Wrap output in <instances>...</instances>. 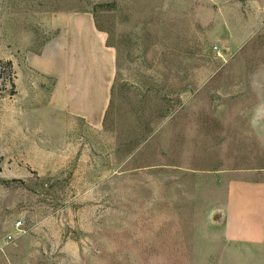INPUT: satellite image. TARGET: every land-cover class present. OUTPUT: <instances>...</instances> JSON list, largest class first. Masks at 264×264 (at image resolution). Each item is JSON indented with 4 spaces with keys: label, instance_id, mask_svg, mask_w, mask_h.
Here are the masks:
<instances>
[{
    "label": "rangeland",
    "instance_id": "obj_1",
    "mask_svg": "<svg viewBox=\"0 0 264 264\" xmlns=\"http://www.w3.org/2000/svg\"><path fill=\"white\" fill-rule=\"evenodd\" d=\"M73 12L118 54L99 127L32 67ZM240 177L264 182V0H0V264H257L225 238Z\"/></svg>",
    "mask_w": 264,
    "mask_h": 264
},
{
    "label": "crops",
    "instance_id": "obj_2",
    "mask_svg": "<svg viewBox=\"0 0 264 264\" xmlns=\"http://www.w3.org/2000/svg\"><path fill=\"white\" fill-rule=\"evenodd\" d=\"M56 21L58 33L42 55H34L32 67L54 81L52 102L58 110L99 127L112 102L117 51L91 12L64 13ZM229 187L223 208L226 242L246 249L249 262L264 264V182L240 177Z\"/></svg>",
    "mask_w": 264,
    "mask_h": 264
},
{
    "label": "trees",
    "instance_id": "obj_3",
    "mask_svg": "<svg viewBox=\"0 0 264 264\" xmlns=\"http://www.w3.org/2000/svg\"><path fill=\"white\" fill-rule=\"evenodd\" d=\"M6 65L9 67L10 72H11V74H10V76H11L10 80H11V83H12L13 93L16 94L17 86H16V82H15L16 81L15 80V76H14V73H13V65H12L11 62L7 63Z\"/></svg>",
    "mask_w": 264,
    "mask_h": 264
},
{
    "label": "built area",
    "instance_id": "obj_4",
    "mask_svg": "<svg viewBox=\"0 0 264 264\" xmlns=\"http://www.w3.org/2000/svg\"><path fill=\"white\" fill-rule=\"evenodd\" d=\"M16 227H17V229H18L19 231H21V230H22V227H23V222H22V221H19V222L16 224ZM8 240H9V241H12V240H13V236H10V237L8 238Z\"/></svg>",
    "mask_w": 264,
    "mask_h": 264
}]
</instances>
